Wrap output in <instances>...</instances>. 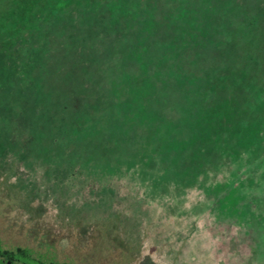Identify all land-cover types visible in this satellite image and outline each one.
I'll use <instances>...</instances> for the list:
<instances>
[{
    "label": "rangeland",
    "instance_id": "1",
    "mask_svg": "<svg viewBox=\"0 0 264 264\" xmlns=\"http://www.w3.org/2000/svg\"><path fill=\"white\" fill-rule=\"evenodd\" d=\"M60 1L0 0V145L24 158L37 139L33 173L0 149V239L59 263L264 264L236 229L212 233L198 191L157 192L152 169L102 180L88 156H150L156 134L168 157L193 111L215 127L208 97L237 105L225 131L264 172V0Z\"/></svg>",
    "mask_w": 264,
    "mask_h": 264
},
{
    "label": "trees",
    "instance_id": "2",
    "mask_svg": "<svg viewBox=\"0 0 264 264\" xmlns=\"http://www.w3.org/2000/svg\"><path fill=\"white\" fill-rule=\"evenodd\" d=\"M60 2L64 1L61 0ZM16 7L19 8V6ZM16 7L15 10L18 11ZM17 28L23 30L21 27ZM214 89L211 85L208 88L210 91H208L207 96L216 94ZM211 101L207 97L205 101L203 99V105L221 108L219 109L221 112H217V115L220 116L215 120V127L210 122L214 117L211 111H207L209 116L206 120L203 119V115L198 109L193 111V119L202 125L198 127V130H195L194 127L189 129L187 134L184 133L179 139L173 138L174 140L168 141L169 144L174 145L168 157L163 155L159 156V159H155L164 144L167 143L162 138L156 139V134L155 139L153 138V147L150 148V150L152 149L150 156H148V150H136L133 151L135 154L132 157H128L130 151L126 149L127 146L121 149L120 160L109 153L97 156V159L95 152H89L88 156L92 158V161L101 159V163L98 160L99 163L94 166L102 180L116 177L120 171L146 174L148 170L152 169L148 176L152 179V187L157 192L168 189L182 193L198 191L207 210L205 225L213 230L214 235L222 233L224 230L236 229L239 235L250 239L251 257L256 259L264 254V172L259 176L244 172L252 166L255 159L249 148V142L243 135L230 137V135L228 136L229 133L225 131L228 124L227 120L230 121L232 117L235 118L238 115L237 105L232 102L223 103L220 100ZM200 104L202 103L200 102ZM241 123L238 121L235 125ZM30 135L29 138L21 140V146H24L23 149L27 151L24 158H18L16 156L17 151L4 145H0V149L14 158L13 163L21 164L29 173H33L36 171V166L32 156H28V149L35 147V140L37 139ZM127 148L132 147L128 145ZM141 156L143 159H139ZM81 161L89 164L87 158H83ZM138 164L139 166L135 167ZM57 165L58 167H56ZM59 166V163L55 167L48 166L49 168L47 167L45 172L49 175L52 172H59L61 170ZM17 168L19 167L16 166L12 169L10 174L17 171ZM243 168L244 171H242ZM69 173L75 175L76 172L70 171ZM104 190L114 191L107 185L103 187Z\"/></svg>",
    "mask_w": 264,
    "mask_h": 264
},
{
    "label": "flooded vegetation",
    "instance_id": "3",
    "mask_svg": "<svg viewBox=\"0 0 264 264\" xmlns=\"http://www.w3.org/2000/svg\"><path fill=\"white\" fill-rule=\"evenodd\" d=\"M82 264H86L81 262ZM0 264H71L45 260L44 256L27 247L13 244L11 240L4 242L0 239Z\"/></svg>",
    "mask_w": 264,
    "mask_h": 264
}]
</instances>
